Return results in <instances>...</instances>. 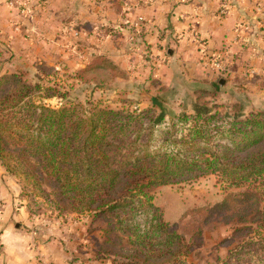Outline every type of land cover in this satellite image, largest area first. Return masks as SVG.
I'll use <instances>...</instances> for the list:
<instances>
[{
  "label": "rangeland",
  "instance_id": "374dc122",
  "mask_svg": "<svg viewBox=\"0 0 264 264\" xmlns=\"http://www.w3.org/2000/svg\"><path fill=\"white\" fill-rule=\"evenodd\" d=\"M42 1L0 0V76L15 73L32 85L54 86V92H33L37 104L57 108L73 101L88 107L94 102L115 110L145 112L156 97L165 117L154 125L148 139L153 148L166 144L163 140L169 134H184L192 122H182L179 116L195 110L215 114L210 127H228L233 115L244 118L258 113L264 119V27L259 21L264 17L238 20L230 14L231 4L246 6L250 0H219L214 7L232 30L240 23V41L233 49L222 39L214 53L205 46V58V48L195 36L198 31H192L200 48L193 54L197 47L187 44L183 49L187 55L172 62V68L154 64V57L164 59L161 54L167 55L170 47L172 55L176 47L161 43L159 56L144 43L142 30L119 21L117 14L125 0H109L105 5L111 3V9L92 21L79 15L76 25H70L75 22L70 0H63V11H57L56 0H48L49 16H44ZM260 1L254 4L264 8ZM81 2L90 5L88 0ZM99 55L111 64L88 69V62ZM46 92L54 96L45 97ZM153 110L160 112L157 105ZM255 186L259 191L264 188L260 182ZM241 189L227 187L215 174H207L153 190V203L162 218L191 238L192 251L179 264H264V224L259 217L252 222L244 219L262 205L249 200L230 202L209 216L197 211L210 209L229 192ZM32 194L0 162V264H105L96 255L103 240L100 219L93 220L86 212L60 214ZM199 226L201 235L192 238Z\"/></svg>",
  "mask_w": 264,
  "mask_h": 264
},
{
  "label": "trees",
  "instance_id": "16d2710c",
  "mask_svg": "<svg viewBox=\"0 0 264 264\" xmlns=\"http://www.w3.org/2000/svg\"><path fill=\"white\" fill-rule=\"evenodd\" d=\"M102 64L111 62L95 56L87 68ZM42 90L56 89L32 85L15 73L0 76V162L22 188L48 201L54 211L86 212L100 219L103 240L96 255L105 264H179L192 251L191 238L165 221L153 203L158 186L215 174L227 187L242 189L197 211L209 216L230 202L252 200L262 208L244 219L259 217L264 224V188L260 192L255 186H264L260 114L233 115L228 127H210L215 114L195 110L179 116L192 122L184 134H169L166 144L153 148L148 139L165 117L156 97L145 112L73 101L55 108L31 98ZM51 96L46 92L45 97ZM156 105L160 112L154 114ZM201 233V226L196 227L191 237Z\"/></svg>",
  "mask_w": 264,
  "mask_h": 264
},
{
  "label": "crops",
  "instance_id": "0c3cea01",
  "mask_svg": "<svg viewBox=\"0 0 264 264\" xmlns=\"http://www.w3.org/2000/svg\"><path fill=\"white\" fill-rule=\"evenodd\" d=\"M47 1L48 0L42 1L45 6L44 16H49L47 13L50 12L46 6L48 3ZM70 1L72 3L70 10L71 15L74 16L73 20H75V22L70 23V25L77 24L79 15L81 17L86 16L88 21H92V17L101 15L102 11L107 12L111 5V3L108 4V6L105 5L109 0H88L90 5L83 4L81 0ZM99 1L101 3H99ZM242 1L246 2V0ZM258 1L259 0H250L246 6L231 4L230 14H233V16L236 17L235 19L238 20L240 17H246L248 19L264 17V8L260 5H255ZM62 2L63 0H56V6L59 7L57 11L66 10L65 4L62 6ZM263 2L264 0L260 1L262 4ZM217 3H219V0H125L122 11L117 15L119 21L124 24L130 22L134 25V29L136 27L137 30L140 29L142 33L146 34L144 43L151 45L150 49L153 50V53L159 54L160 56L161 52L158 45L161 43H169L171 46L173 45L176 47L172 55V52H169L170 47L168 48L167 55L164 56L161 54V57L163 56L164 59L153 56L154 60L157 62L154 64L161 65L163 63L164 66H171L172 68V62H175L180 56L187 55V53L183 51L187 44L192 47L196 46L194 43V36L192 35L195 31H198L195 36H197L199 42H201V46L205 48L207 45L209 50L212 48L213 53L214 47H217L222 39L228 41L231 46L230 49H233V47L238 44L240 41L238 36L240 34V23L235 24L234 30H232L233 28L231 26L226 25L228 19H222L218 15L217 9H214ZM99 4H102L103 7L99 8ZM139 16L143 17L142 21L138 20ZM229 16L231 17V15ZM256 21L257 20H252V23L254 22L257 24ZM259 21L262 22V27H264V20ZM94 26H96V24ZM253 27L254 25H251L250 29L253 30ZM224 35H226V37L223 38ZM196 47V49H193V54L200 48L199 46ZM204 48L200 51H203ZM206 53L207 51L205 48V51L202 52L205 58L207 57L205 55ZM159 72L164 73L160 70ZM164 77L167 78L168 76L165 75Z\"/></svg>",
  "mask_w": 264,
  "mask_h": 264
},
{
  "label": "built area",
  "instance_id": "2783aa9c",
  "mask_svg": "<svg viewBox=\"0 0 264 264\" xmlns=\"http://www.w3.org/2000/svg\"><path fill=\"white\" fill-rule=\"evenodd\" d=\"M221 11L223 12L224 9H222ZM138 20H139V21H142V20H143V17L139 16V17H138Z\"/></svg>",
  "mask_w": 264,
  "mask_h": 264
}]
</instances>
